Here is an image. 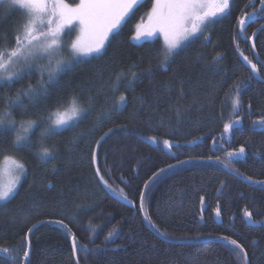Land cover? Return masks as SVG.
I'll list each match as a JSON object with an SVG mask.
<instances>
[{
    "label": "trees",
    "instance_id": "trees-1",
    "mask_svg": "<svg viewBox=\"0 0 264 264\" xmlns=\"http://www.w3.org/2000/svg\"><path fill=\"white\" fill-rule=\"evenodd\" d=\"M65 2L76 5L79 0ZM152 2L144 0L129 13L102 55L81 59L39 96L21 95L14 103L18 90L37 86L36 71L0 83V114L10 113L16 126L37 122L29 146L19 149L13 144L15 129L0 127V162L13 156L25 165L18 188L0 203V264H76L72 235L78 264H245L243 255L220 238L224 235L243 246L249 264H264V130L251 128L254 120L264 119V83L249 78L244 65V56L251 61L258 56L264 78V26L255 33V55L248 43L264 25L261 5L258 0H231L230 9L206 32L161 64V38L131 39ZM244 13H254L243 32L245 40L238 34ZM25 20L17 6L0 4V50L16 47L15 36ZM73 34L61 35L64 45L69 46ZM133 65L136 77L129 87ZM120 72L126 75L113 92ZM234 86L241 99L235 111ZM120 95L126 97L122 104ZM72 97L89 111L76 126L45 139L53 155L41 160L40 131L47 126L41 118L46 121L49 110H57L58 100H63L64 111ZM236 120L240 123L232 133L224 134V124ZM165 139L171 141L170 150ZM241 146L243 155H227ZM93 151L108 186L96 175ZM217 206L219 217L214 215ZM245 211L252 213L251 220ZM36 223L41 224L29 234L25 258L26 234Z\"/></svg>",
    "mask_w": 264,
    "mask_h": 264
},
{
    "label": "snow or ice",
    "instance_id": "snow-or-ice-1",
    "mask_svg": "<svg viewBox=\"0 0 264 264\" xmlns=\"http://www.w3.org/2000/svg\"><path fill=\"white\" fill-rule=\"evenodd\" d=\"M12 6H18L23 10L26 20L21 24L19 31L15 36L16 47L0 50V83L12 82L13 78L22 79L23 69L25 67L31 68L32 64L36 61H47V63H41L37 71L39 72L40 79L36 87L31 84L23 90H18L15 98V102L20 101V96L24 95L31 98L39 96L41 93L47 91V85L56 81L57 77L66 71L71 70V67L76 63L81 62V58L89 56H100L105 49V43L109 40L110 35L118 34L119 30L125 18L128 17L135 8L142 5L144 0H79V3L72 6L65 2V0H9ZM204 0H154L151 11L146 13L147 23H138L135 26V34L132 36L133 40L139 41L142 38L152 37L156 33H159L163 37L164 47L159 50L158 56L160 57L161 64H167V62L174 56L176 51L181 47L182 43L188 39L189 35H195L196 33L203 34L207 31L210 24L215 21L210 17H216L218 14H225L231 5V0H214L215 8L211 13H200L201 5ZM250 4L252 0H249ZM261 7L259 9L260 14L264 15V0H258ZM51 4V8H49ZM247 7V6H246ZM254 13H244V15L238 20L241 26V32L245 30L247 20L250 19ZM143 20V18H142ZM191 25V28L188 25ZM75 25L79 28V36L75 42H72L70 60L64 58V49L61 43V34L67 28L72 30V26ZM254 35V34H253ZM205 40L208 37H203ZM254 47V45H253ZM22 58V63H21ZM219 57H217V60ZM244 60L250 66L252 73H258L257 64L253 63L244 56ZM12 66L11 71L8 70L9 66ZM135 66L129 68L128 75L131 79L128 80V86L132 84V80L136 77V72L133 70ZM45 73H47L45 79ZM126 74L124 72L117 73L115 80L112 84V91L118 90L121 79ZM251 78V77H249ZM235 93L232 99V108L237 110L241 105L240 89L238 86H234ZM126 100L124 95L119 96V102L122 104ZM63 100L57 101V110H49L46 121L41 118V122L46 123L47 126L40 131V152L38 153L41 160L50 158L53 155L52 149L45 145L46 138L56 135L57 130L62 127L76 126L79 119L89 111V107L84 106L78 102L77 97H72L69 105L64 111H60L63 107ZM249 107H251L249 105ZM99 119V117H98ZM9 124L11 128L16 129L14 147L19 149L20 147H28L30 144L29 133L32 128L36 126L35 120L21 121L19 128L16 126V121L11 118L10 113L0 114V126ZM240 123L239 120L233 123H225L223 126L224 134H231L235 124ZM255 123H259L262 129H264V119H261ZM7 130V129H4ZM112 130L109 129V132ZM105 136L108 133L104 134ZM104 137H100L103 140ZM152 143H156V139L149 137ZM215 143V141H213ZM100 141H97L99 147ZM165 148L169 150L172 147L171 141L165 139L163 141ZM54 148V146H53ZM245 153V148L241 146L238 152H228L229 157L241 156ZM92 163H97V153H92ZM5 160L8 161L12 168L10 171L14 172L15 179L7 187H0V202L6 201L10 194L13 193L16 184L19 182V177L24 174L25 165L18 160L5 156ZM173 167V165H169ZM165 169H160V172ZM96 175L100 177L101 182L107 185V181L104 180L100 174V169L96 168ZM158 175V174H157ZM249 179H251L249 177ZM264 183V181H261ZM148 185L145 184V188ZM116 191L115 189H112ZM125 200L127 196L123 194L121 189L119 192ZM144 193L140 194V210H144ZM201 203L204 202V197L200 198ZM217 217L221 215L219 206L215 209ZM245 217L249 220L252 219V213L245 211ZM146 220L149 217L145 216ZM64 228H68L63 221H55ZM149 223L151 221L149 220ZM156 228L155 224L151 225ZM35 227V225L33 226ZM29 232L32 229L28 230ZM71 233V229H68ZM115 230H113L114 232ZM159 232V229L156 228ZM113 232H109L108 236L111 237ZM165 236L166 233H160ZM222 240L227 241L234 246L244 258L245 264L247 261V252L243 246L235 239H231L229 236L224 235L220 237ZM86 247V246H85ZM7 251V249L3 250ZM72 251L75 255L78 251V244L76 237L72 235ZM24 257L29 255L28 251H24Z\"/></svg>",
    "mask_w": 264,
    "mask_h": 264
},
{
    "label": "rangeland",
    "instance_id": "rangeland-1",
    "mask_svg": "<svg viewBox=\"0 0 264 264\" xmlns=\"http://www.w3.org/2000/svg\"><path fill=\"white\" fill-rule=\"evenodd\" d=\"M2 3H5V5L8 7V5L9 6H11V7H15V6H12L11 4H10V2H9V0H0V4H2ZM153 3H154V0H153V2H152V5H153ZM72 6H75V5H72ZM18 7V6H17ZM49 8H51V4H49ZM152 8V7H151ZM214 8H215V4H214V0H204V2H203V4L201 5V8H200V13L201 14H204V13H211L213 10H214ZM23 11V10H22ZM151 11V9L149 10V12ZM148 12V13H149ZM223 14H218L216 17H210L211 19H216V18H219V17H221ZM147 15H145V18L142 20V21H140L139 23H147ZM188 27L189 28H191V25L189 24L188 25ZM67 34V37H69L70 35H71V33H74L73 34V37H72V39H71V41H70V44H69V46H67L66 45V43H65V45H64V42H63V40H62V37H61V43H62V46H63V49L64 50H66L67 51V53H65L64 52V58L65 59H67V60H70L71 59V56L69 55V53L71 52V47H70V45H71V43L72 42H75L76 41V39H77V37L79 36V28L77 27V26H75V25H73L72 26V30L71 31H69V29H65L64 30V32H62V34ZM61 34V35H62ZM134 34H135V32H134ZM133 34V35H134ZM198 34H200V33H196L195 35H189V37H188V39L187 40H185L183 43H182V45H184L185 43H187L188 41H190L191 40V38L193 37V36H196V35H198ZM132 35V36H133ZM111 36V35H110ZM109 36V37H110ZM156 38H161V40H162V42H163V45H164V41H163V37H162V35H160L159 33H156L155 35H153L152 37H148V38H142L141 40H139V41H136V40H133L132 39V37H131V39L134 41V42H141V41H147V40H152V39H156ZM107 42V41H106ZM106 44V43H105ZM181 45V46H182ZM94 56V55H93ZM90 57V56H89ZM83 58H86V57H83ZM83 58H81V59H83ZM21 63H22V58H21ZM41 63H47V61H36V62H34L33 64H32V66H31V68H27V67H25L24 69H23V73H22V75H24V74H28L30 71H36L38 74H39V72L37 71V68H38V66L41 64ZM11 69H12V66L10 65L9 67H8V70L9 71H11ZM40 76V75H39ZM45 76H47V73H45ZM14 79H16L15 77L13 78V80ZM26 122V121H25ZM72 124V122L70 121V125ZM1 128H10L11 126L9 125V124H5L4 126H0ZM17 128H19V126H17ZM64 127H62V128H60V129H63ZM32 130V129H31ZM15 131H16V129H15ZM31 132V131H30ZM10 157H12V158H14L13 156H10ZM14 159H16V158H14ZM17 160V159H16ZM95 165V168H96V164H94ZM12 168V165L8 162V161H6L5 160V157L2 159V161L0 162V187H7V186H9L10 185V183L15 179V175H14V172H12V171H10V169ZM24 173H25V171H24ZM23 177V175L22 176H20L19 177V182H20V180H21V178ZM19 182L16 184V186H15V189H14V191H13V193L16 191V189L18 188V184H19ZM13 193L12 194H10V196H9V198L8 199H10L11 198V196L13 195ZM7 199V200H8ZM6 200V201H7ZM2 202H5V201H2ZM2 202H0V203H2Z\"/></svg>",
    "mask_w": 264,
    "mask_h": 264
},
{
    "label": "water",
    "instance_id": "water-1",
    "mask_svg": "<svg viewBox=\"0 0 264 264\" xmlns=\"http://www.w3.org/2000/svg\"><path fill=\"white\" fill-rule=\"evenodd\" d=\"M247 25V24H246ZM240 32H241V26H240V30H239ZM252 40H253V37L251 38V40H250V42H251V44H252ZM247 67H249V69L251 70V68H250V66H247ZM252 72V71H251ZM254 74V76L256 77V78H258V75L256 74V73H253ZM218 223H220V221H217ZM39 224H41V223H36V225H35V227H31L30 229H34V228H36V226H38ZM31 232H27V234H26V239L25 240H27V249H26V251H28L29 253H30V243H29V240H28V237H29V234H30ZM73 258L75 259V263L76 264H78L77 263V259H76V254L74 255L73 254Z\"/></svg>",
    "mask_w": 264,
    "mask_h": 264
},
{
    "label": "flooded vegetation",
    "instance_id": "flooded-vegetation-1",
    "mask_svg": "<svg viewBox=\"0 0 264 264\" xmlns=\"http://www.w3.org/2000/svg\"><path fill=\"white\" fill-rule=\"evenodd\" d=\"M253 63H255V64H257V68H258V70L260 71V66H259V63L261 62L260 60H256V59H254L253 61H252ZM262 63V62H261ZM258 71V72H259ZM261 119H263V118H261ZM260 119V120H261ZM257 121H259V120H254V122L252 123V127L251 128H254V129H256V130H264V129H262L261 128V126L259 125V123H255V122H257ZM241 130H243V128L241 129ZM240 130V131H241ZM239 133H242V132H237V135L239 134Z\"/></svg>",
    "mask_w": 264,
    "mask_h": 264
},
{
    "label": "bare ground",
    "instance_id": "bare-ground-1",
    "mask_svg": "<svg viewBox=\"0 0 264 264\" xmlns=\"http://www.w3.org/2000/svg\"><path fill=\"white\" fill-rule=\"evenodd\" d=\"M217 221H219V220H217Z\"/></svg>",
    "mask_w": 264,
    "mask_h": 264
}]
</instances>
